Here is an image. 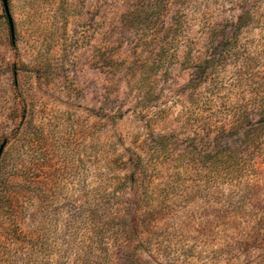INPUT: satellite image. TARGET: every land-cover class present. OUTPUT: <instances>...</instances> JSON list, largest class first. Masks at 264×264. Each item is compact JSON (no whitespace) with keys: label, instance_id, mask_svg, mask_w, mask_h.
I'll list each match as a JSON object with an SVG mask.
<instances>
[{"label":"rangeland","instance_id":"obj_1","mask_svg":"<svg viewBox=\"0 0 264 264\" xmlns=\"http://www.w3.org/2000/svg\"><path fill=\"white\" fill-rule=\"evenodd\" d=\"M6 1L0 264H264V0Z\"/></svg>","mask_w":264,"mask_h":264},{"label":"water","instance_id":"obj_2","mask_svg":"<svg viewBox=\"0 0 264 264\" xmlns=\"http://www.w3.org/2000/svg\"><path fill=\"white\" fill-rule=\"evenodd\" d=\"M4 2H5L6 11H7V13H8V18H9V23H10V29H11L12 34H13V36H14V21H13V19H12V16H11L10 13H9L7 1L4 0ZM4 147H5V144H3L2 147H1V149H0V157H1V155H2V152H3V150H4Z\"/></svg>","mask_w":264,"mask_h":264},{"label":"trees","instance_id":"obj_3","mask_svg":"<svg viewBox=\"0 0 264 264\" xmlns=\"http://www.w3.org/2000/svg\"><path fill=\"white\" fill-rule=\"evenodd\" d=\"M261 106L263 107V109H264V103H262L261 104ZM261 123V124H260ZM256 126L255 127H257L258 129H260V130H262V129H264V117L262 118V119H260L258 122H257V124H255ZM261 125H263V126H261ZM256 129V128H255Z\"/></svg>","mask_w":264,"mask_h":264}]
</instances>
